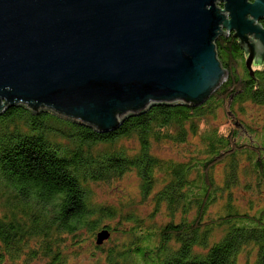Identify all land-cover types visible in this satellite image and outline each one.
Segmentation results:
<instances>
[{"label":"trees","instance_id":"16d2710c","mask_svg":"<svg viewBox=\"0 0 264 264\" xmlns=\"http://www.w3.org/2000/svg\"><path fill=\"white\" fill-rule=\"evenodd\" d=\"M214 45L227 78L196 108L153 107L124 120L109 133H99L52 111L34 113L18 106L0 115V264L5 254L12 260L21 251L28 260L37 253L42 264L54 263L59 254L49 241L53 229L70 235L87 228L95 231V243L101 232L110 236L116 224L103 225V218L113 219L115 214L91 204L92 187L120 180L128 172L138 178L143 197L157 184L156 175H161L162 187L153 197L159 204L165 201L169 221L152 231L139 223L138 231H143L135 238L139 244L123 249L117 257L126 256L129 261L140 255L141 263L153 264L148 254L159 256L170 250L168 244L173 240L176 249L160 264H236V256L249 246L256 248L253 264H264V204L258 210L230 209L224 214L218 211L213 218L206 216L209 207L224 197L217 199L223 181L215 183V166L222 164L226 186H237L244 157L246 186L252 180H264V120L259 127L252 125L253 133L247 131L246 122L239 124L245 140L236 129L225 132L207 123V117L218 109H225L230 120L236 113L244 115L248 106L264 112V63L253 61L248 67L249 53L232 34L218 38ZM190 135L199 136L206 149L201 147L183 163L163 160L151 152L153 143L182 145ZM231 193L226 195L229 202ZM15 203L29 205L14 210L10 205ZM177 210L181 215L193 211L194 216L190 222L183 218L174 223L171 220ZM42 214L48 218L42 219ZM129 216L132 220L133 215ZM214 229L222 234L213 236ZM128 234L131 239L135 232ZM18 237L21 241L16 245ZM35 237H39L35 249L24 251L28 246L23 244ZM112 252L109 264H119ZM21 264L27 263L23 259Z\"/></svg>","mask_w":264,"mask_h":264},{"label":"water","instance_id":"95a60500","mask_svg":"<svg viewBox=\"0 0 264 264\" xmlns=\"http://www.w3.org/2000/svg\"><path fill=\"white\" fill-rule=\"evenodd\" d=\"M264 0H0V115L52 111L99 133L225 82L215 42L264 63ZM109 238L96 237V246Z\"/></svg>","mask_w":264,"mask_h":264},{"label":"rangeland","instance_id":"374dc122","mask_svg":"<svg viewBox=\"0 0 264 264\" xmlns=\"http://www.w3.org/2000/svg\"><path fill=\"white\" fill-rule=\"evenodd\" d=\"M244 115L236 113L234 118L230 120L225 109H218L213 116L209 115L207 117V123L210 126H217L221 131H229L236 129L238 131V136L245 140L246 134L243 129L240 128V123H244L247 131L253 133L254 129L252 125L259 127L264 120V112L259 109L248 106L244 108ZM253 120V121H252ZM199 136L190 135L188 136L185 143L182 145L164 142V143H153L151 147V152L153 155L163 159L170 160L178 163H183L187 161L190 157L194 156L201 147L205 148V144H202ZM126 146L130 147V144L126 142ZM244 152H247L245 150ZM238 169V184L237 186H226L225 177L223 179V168L222 164L215 166L213 177L216 184H221L222 191L219 192L218 198L223 197L222 199L217 200L212 206L207 210V215L210 217H215L216 213H226V210H239L240 212H248L252 210H258L264 204V180H252L249 187L246 186L247 178L243 175V167L247 164V161L244 157L240 162ZM168 164V163H167ZM157 184L152 188V190L142 196V193L139 191L138 178L133 172L126 173L120 180H113L110 183H99L92 187L93 193H91V204L94 206L106 207L111 212L115 214L113 219L103 218V225L105 224H116L113 230V233L109 238L103 242L101 246L95 245V231H91L87 228L80 229L73 232L72 234H67L64 232L57 231L53 229L52 234H50L49 241L52 242V250L54 253H58V259L52 264H109L110 251L112 256L115 257V260L119 264H126L130 261V264H152L139 261L140 255L133 256L129 259L125 257H117V254H121L123 249L129 250L135 243L136 237L142 235L143 231H138L139 223L143 226H149V230L158 229L164 222H168L169 218L167 217V207L165 201L157 203L155 193L159 191L162 187V177L160 174L156 175ZM190 178V177H189ZM256 183V184H255ZM232 188V191L230 189ZM230 192L232 196V201L227 200V196ZM0 197V202H1ZM16 204V203H15ZM10 205L17 209L27 208V205L23 203H18L16 205ZM155 209L158 212L154 211ZM133 215V219L130 220L129 215ZM99 214L94 217V219L99 218ZM194 216L193 211L181 215L179 210L174 212V216L171 221L174 223L182 221L183 218L190 222V219ZM19 217V215L17 216ZM181 217V219H180ZM47 214H42V219H47ZM129 218V219H128ZM130 220V221H129ZM136 220V222L134 221ZM138 222V223H137ZM142 229V228H140ZM144 230V229H143ZM147 230V231H149ZM135 232L131 239L127 237L128 233ZM221 231L214 229L213 236L219 237ZM222 234V233H221ZM133 236H135L133 238ZM38 238L28 239L23 245L26 244L28 247H24V251L29 252L32 248L35 249ZM216 241L217 239H211ZM20 238L16 239V245H19ZM133 241L134 243H132ZM131 242V243H130ZM139 244V243H138ZM170 246V247H169ZM168 247L170 250H166L161 253L159 256L156 253H149L148 260L154 262L153 264H160V260L163 262L167 254L176 249V244L173 240L169 241ZM172 247V249H171ZM149 248V247H146ZM144 248L145 250H147ZM142 249V251L144 250ZM124 251V250H123ZM170 251V252H169ZM171 254V253H170ZM20 257V259H19ZM17 259L10 260L8 255L5 254L2 258V264H21L23 259L27 264H42V260L38 258L36 253L33 258L27 259L24 252H20V256ZM256 248L254 246L245 247V249L236 256V264H253L256 259ZM27 260H26V259ZM48 261V259H45ZM127 261V262H125Z\"/></svg>","mask_w":264,"mask_h":264},{"label":"flooded vegetation","instance_id":"af4514ba","mask_svg":"<svg viewBox=\"0 0 264 264\" xmlns=\"http://www.w3.org/2000/svg\"><path fill=\"white\" fill-rule=\"evenodd\" d=\"M262 23H264V22H262ZM78 201L81 203V198Z\"/></svg>","mask_w":264,"mask_h":264}]
</instances>
